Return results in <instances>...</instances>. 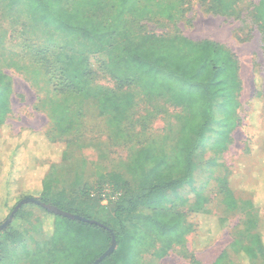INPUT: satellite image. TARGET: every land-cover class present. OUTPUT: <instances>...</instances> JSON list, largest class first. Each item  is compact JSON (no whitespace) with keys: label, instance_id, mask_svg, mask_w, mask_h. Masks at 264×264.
Returning <instances> with one entry per match:
<instances>
[{"label":"rangeland","instance_id":"obj_1","mask_svg":"<svg viewBox=\"0 0 264 264\" xmlns=\"http://www.w3.org/2000/svg\"><path fill=\"white\" fill-rule=\"evenodd\" d=\"M55 1L65 8L74 0ZM255 4L243 0L235 15L221 16L208 12L199 0H186L176 3L171 21L155 17L130 22L134 30L141 25L154 35L209 40L236 57L241 86L236 127L227 131L222 125L221 103L216 100L213 121L193 150L195 139L180 133L188 115L184 106L148 92L140 83L119 88L111 69L125 74L119 66H110L109 51L100 50L103 46L46 27L24 2L0 0V91L8 85L0 124V226L23 200V191L29 190L38 201L50 183V201L81 203L94 213L98 200L101 205L112 202L103 199L101 191L112 186L108 182L113 175H120L132 190L152 179L153 162L139 171L142 150L164 158L159 168L163 178L178 155L193 150L190 182L136 211L140 216L153 209L180 214L189 233L164 256L159 255V243L141 250L136 264H215L222 253L218 264H249L239 257V249L256 229L264 232L258 222L264 218V188L255 190V183L264 182V34L254 16ZM86 73L89 78H81ZM57 75L86 81L84 93L59 94ZM89 189L91 197H83ZM19 209L18 218L0 230L11 224L16 230L13 237L0 234V264H69L56 262L64 243L51 237L50 212L32 203ZM123 219L129 229L139 226L133 217ZM87 244V253L101 248L94 238Z\"/></svg>","mask_w":264,"mask_h":264},{"label":"trees","instance_id":"obj_2","mask_svg":"<svg viewBox=\"0 0 264 264\" xmlns=\"http://www.w3.org/2000/svg\"><path fill=\"white\" fill-rule=\"evenodd\" d=\"M184 1L186 0H74L65 8H61L55 0H11V4L24 2L29 11L37 15L46 27L73 40L82 39L95 46H103L100 50L109 51L110 66H119L121 73L125 74V77L117 75L116 70L111 69V78L119 88L133 85L134 82L140 83L148 92L161 93L174 105L184 106L188 115L180 133L185 139H195L194 150L200 147L201 140L213 121V105L216 100L221 103L222 125L227 131L236 127L234 116L239 106L237 97L241 90L236 57L222 45L209 40L192 41L180 34L164 37L145 32L141 25L135 30L131 26V23L134 24L132 21L146 18L159 17L171 21L174 19L176 3ZM199 1L214 15L233 16L237 4L243 0ZM253 12L264 34V0H256ZM89 76L86 73L81 78L88 79ZM57 79L59 82L56 89L59 94L77 96L84 93L86 81L79 78L69 81L62 75H57ZM7 87L5 85L0 91V124L4 121L7 110ZM254 113L255 110L250 113L251 118L255 117ZM193 150L184 156L178 155L174 167L163 169L169 174L164 178L160 176L159 169L164 166V158L152 155L149 149L142 150L138 160L139 171L144 172L145 163L153 162L149 173L152 179L132 190L120 175H113L108 184L120 193V197L108 205H101L98 200L94 213L88 212L81 203L74 206L73 203L64 204L62 200L50 201L47 197L50 183L45 185L38 198L40 203L96 223L71 220L50 213L51 237L64 243V249L59 252L56 262L93 264L109 248L112 237L116 244L114 251L98 264H136L140 251L152 248L156 243L160 245V256H164L174 245H181L184 236L189 233V228L182 223V215H172L167 209H153L148 216L137 215L136 211L151 205L160 195L190 182ZM14 151L9 154L12 156ZM11 158L9 157V161ZM255 184L256 193L258 187L264 188L262 181ZM92 190H87L83 197H91ZM28 192L29 190L23 191L25 199L31 198ZM223 192L226 193L225 190ZM226 199L232 202L231 193ZM233 207L235 205L230 209ZM0 208L4 206L0 205ZM19 214L20 209L13 218H18ZM125 217H133L139 221V226L134 224L133 229H129L124 224ZM14 231L16 230L11 224L0 231V234L9 238L13 237ZM89 238H94L100 244L98 252H84L83 248H88ZM3 246L0 242V250ZM238 254L247 259L249 264H263L264 243L259 228L250 235L249 243L242 246ZM223 256L222 253L215 264Z\"/></svg>","mask_w":264,"mask_h":264},{"label":"water","instance_id":"obj_3","mask_svg":"<svg viewBox=\"0 0 264 264\" xmlns=\"http://www.w3.org/2000/svg\"><path fill=\"white\" fill-rule=\"evenodd\" d=\"M29 203L38 205V206L44 208L46 211H48L50 213H53V214H56V215H60L62 217H65V218H68V219H71V220L87 222V223H90V224H96L94 221H89L87 219H84V218H81V217H78V216H74V215H71L69 213L62 212V211L58 210L57 208L52 207L50 205L42 204V203H40L39 201H37V200H35L33 198H26V199H23L22 201H20L15 206V208L13 209V211L11 212V214L9 215L8 219L0 226V230H2L3 228H5L9 224V222L12 220V218H13L14 214L16 213V211L22 205L29 204ZM115 247H116L115 239L112 237L111 238V244H110L109 248L93 264H98L103 259H105L107 256H109L114 251Z\"/></svg>","mask_w":264,"mask_h":264},{"label":"built area","instance_id":"obj_4","mask_svg":"<svg viewBox=\"0 0 264 264\" xmlns=\"http://www.w3.org/2000/svg\"><path fill=\"white\" fill-rule=\"evenodd\" d=\"M101 197L106 199V201H116L120 197V193L116 192L112 186H107L103 191H101Z\"/></svg>","mask_w":264,"mask_h":264},{"label":"crops","instance_id":"obj_5","mask_svg":"<svg viewBox=\"0 0 264 264\" xmlns=\"http://www.w3.org/2000/svg\"><path fill=\"white\" fill-rule=\"evenodd\" d=\"M259 225H264V218H259ZM260 231V234H261V237H262V241H263V243H264V232L263 231H261V229H259Z\"/></svg>","mask_w":264,"mask_h":264}]
</instances>
